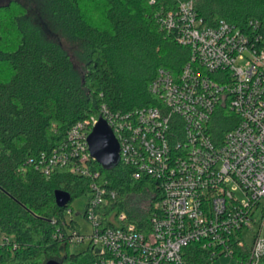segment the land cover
Instances as JSON below:
<instances>
[{
  "label": "built area",
  "instance_id": "obj_1",
  "mask_svg": "<svg viewBox=\"0 0 264 264\" xmlns=\"http://www.w3.org/2000/svg\"><path fill=\"white\" fill-rule=\"evenodd\" d=\"M176 2L174 10L158 13V23L188 49V58L176 72L158 69L149 84L157 103L126 113L102 105L86 128L69 130V147L35 165L46 175L70 165L72 173L91 178L82 213L91 225L90 264H185L190 244L210 259L230 256L236 264L264 258V36L249 30L256 20L246 29L225 19L208 25L194 0ZM221 110L233 118L216 135L212 121ZM100 117L132 178L154 183L157 200L146 222L116 211L117 189L91 167L86 139ZM254 222L258 228L247 244L242 230ZM82 240L80 227L72 231V245ZM12 246L13 238L0 233V253Z\"/></svg>",
  "mask_w": 264,
  "mask_h": 264
},
{
  "label": "trees",
  "instance_id": "obj_2",
  "mask_svg": "<svg viewBox=\"0 0 264 264\" xmlns=\"http://www.w3.org/2000/svg\"><path fill=\"white\" fill-rule=\"evenodd\" d=\"M208 25L220 19L264 36V0H194ZM176 0H10L0 4V233L13 238L0 264H90V247L71 251L72 231L79 224L66 219L54 192L63 190L72 200L90 196L91 178L55 166L43 174L35 165L53 151L68 146L67 135L77 124L98 116L102 105L126 113L157 103L149 84L159 68L178 71L188 58L172 34L160 28L158 13L175 9ZM254 33V32H253ZM232 115L221 110L211 131L219 135ZM89 128V127H87ZM44 155V156H43ZM100 179L118 191L116 211L141 224L148 215L138 207L154 183L132 178L118 162L102 167ZM137 197V200H131ZM137 201V202H136ZM243 251L248 252L245 248ZM185 264H210L205 250L190 244ZM264 264V258L262 263Z\"/></svg>",
  "mask_w": 264,
  "mask_h": 264
},
{
  "label": "water",
  "instance_id": "obj_3",
  "mask_svg": "<svg viewBox=\"0 0 264 264\" xmlns=\"http://www.w3.org/2000/svg\"><path fill=\"white\" fill-rule=\"evenodd\" d=\"M90 156L102 167H111L119 162V144L110 127L103 118H98L87 136ZM71 195L63 190L54 192V200L58 207H65ZM45 264H61L55 259H49Z\"/></svg>",
  "mask_w": 264,
  "mask_h": 264
},
{
  "label": "rangeland",
  "instance_id": "obj_4",
  "mask_svg": "<svg viewBox=\"0 0 264 264\" xmlns=\"http://www.w3.org/2000/svg\"><path fill=\"white\" fill-rule=\"evenodd\" d=\"M10 0H0V4H6L8 3ZM240 195V194H239ZM241 196V195H240ZM149 197H141V200L139 202H137L138 204H129V207H138L139 209L142 210L143 212V216H147L148 215V210H149ZM131 200H137V197H133V199ZM87 202V198L85 196V194H80L77 195L76 197H74L72 200L69 201V205L68 208L71 209L70 213L66 214V219H70L72 218L74 221H76L79 224L80 227V233L83 235V240L79 243H74L71 246V251L72 252H79L82 251L84 249L87 248V244H88V235L91 232V225L90 223L85 219V217L82 215L83 211H84V207L85 204ZM258 226L257 223L254 222L251 227L248 228H244L242 230L243 233V237L245 239V242L247 244H250L252 239H253V235L255 233V231L257 230ZM210 264H236V260L233 257L230 256H221L215 259H212Z\"/></svg>",
  "mask_w": 264,
  "mask_h": 264
}]
</instances>
